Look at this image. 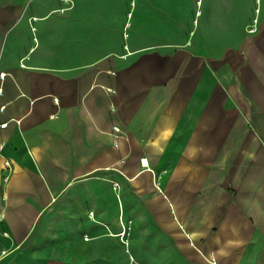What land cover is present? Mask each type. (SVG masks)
<instances>
[{
  "label": "crops",
  "instance_id": "obj_1",
  "mask_svg": "<svg viewBox=\"0 0 264 264\" xmlns=\"http://www.w3.org/2000/svg\"><path fill=\"white\" fill-rule=\"evenodd\" d=\"M87 1L0 0V264H264L262 0L238 48L194 0L182 43L131 12L119 55Z\"/></svg>",
  "mask_w": 264,
  "mask_h": 264
},
{
  "label": "rangeland",
  "instance_id": "obj_2",
  "mask_svg": "<svg viewBox=\"0 0 264 264\" xmlns=\"http://www.w3.org/2000/svg\"><path fill=\"white\" fill-rule=\"evenodd\" d=\"M179 1L183 0H175L165 6L170 15L169 25L165 23L168 20L163 19L162 12L158 8L161 6V0H135V7L130 4V0H89L81 6L80 10H85L89 6L90 10L105 14V30L110 37V42L106 41L105 54L119 55L123 53L119 46L120 28L124 20L129 18L131 12H133L132 27L141 22H143V27L148 25L149 30L154 32L148 38L151 37L154 44L182 43L192 29L194 0H187L186 6L180 4ZM231 1L232 3L230 0L202 1L201 16L198 17L194 35L196 39L205 38L204 41L208 43H211L213 39L219 50L221 48H238L241 45L250 28L248 25L252 17L254 3L253 0ZM261 3L264 7V0ZM215 6H217L216 14L208 15V10ZM225 7H227L226 10ZM262 13L264 12L262 11ZM145 15L149 16L148 20ZM132 27L127 30L129 37ZM112 57L117 58L114 55Z\"/></svg>",
  "mask_w": 264,
  "mask_h": 264
},
{
  "label": "built area",
  "instance_id": "obj_3",
  "mask_svg": "<svg viewBox=\"0 0 264 264\" xmlns=\"http://www.w3.org/2000/svg\"><path fill=\"white\" fill-rule=\"evenodd\" d=\"M63 1H66V0H63ZM254 30H255V27H254V23H253V25H251V27L249 28V32H253ZM140 164H141L143 167L148 168L146 158H141V159H140Z\"/></svg>",
  "mask_w": 264,
  "mask_h": 264
}]
</instances>
